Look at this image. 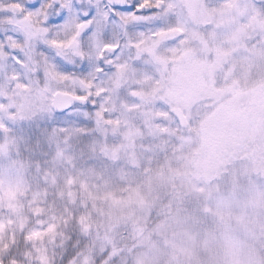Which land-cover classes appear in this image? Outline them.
<instances>
[{"label": "snow or ice", "instance_id": "1", "mask_svg": "<svg viewBox=\"0 0 264 264\" xmlns=\"http://www.w3.org/2000/svg\"><path fill=\"white\" fill-rule=\"evenodd\" d=\"M257 46L264 0H0V264H130L103 206L179 127L177 61Z\"/></svg>", "mask_w": 264, "mask_h": 264}, {"label": "rangeland", "instance_id": "2", "mask_svg": "<svg viewBox=\"0 0 264 264\" xmlns=\"http://www.w3.org/2000/svg\"><path fill=\"white\" fill-rule=\"evenodd\" d=\"M248 51L247 56L234 58L231 49L225 50L222 60L208 61L205 68L204 62L195 67L183 63V80L187 84L181 86L190 90L188 98L187 95L179 97L185 126L179 122L177 127L169 119L166 137L158 143L163 153L160 159L139 182L118 190L115 201L109 202L111 207L103 206L105 216L101 219L105 226L109 223V214L112 224L129 225L130 230L121 240L128 252L131 247L126 245L135 235L132 225H144L170 189H175L177 196L188 195L190 199V204L185 203L155 222L148 232L151 233L148 244L138 246L135 253L130 250V264H264V178L254 174L253 166L247 163L235 165L224 182L205 185L188 175L189 158L198 146L201 125L208 118V134L217 132L213 129V119L218 110L225 111L223 105L213 106L209 101L223 98L225 83L213 86L210 82L233 73L235 87L231 92L235 96L239 95L238 87L252 88L264 82V51L258 46ZM204 70L210 96L207 112L202 103L204 87L197 83V75H203ZM180 94L183 95L177 92L174 97ZM230 98L238 100L234 96ZM260 111L261 106L257 113ZM158 211L162 214L167 210Z\"/></svg>", "mask_w": 264, "mask_h": 264}, {"label": "trees", "instance_id": "3", "mask_svg": "<svg viewBox=\"0 0 264 264\" xmlns=\"http://www.w3.org/2000/svg\"><path fill=\"white\" fill-rule=\"evenodd\" d=\"M208 61L211 62L212 60L202 61L204 62V68L208 64ZM178 64H181V66ZM184 68L183 63L177 61V77L173 89V100L178 106H180L181 101L179 97L187 95L188 98L190 92L189 89L181 86L187 84L183 80L185 74ZM205 72L204 70L203 75L197 73L199 79L197 77L196 79L197 83L204 87L203 94L205 100L202 103L203 108L207 112L210 105L208 104L210 96H208V88H206V86L208 87V76ZM203 79L204 82L202 83ZM234 82L235 76L233 73L224 78L215 77L210 82V85L213 86H220L222 83H225L222 87L223 98H218L217 101L209 100L213 106L217 103V105H223L225 111L218 110L215 115L216 117L213 119V129L217 132L211 135L208 134V130L210 129L208 127V118L200 127L202 131L200 132L198 146L191 154L188 162V175L191 180L203 182L205 185L215 181L224 182L235 165L245 163L253 166L252 170L254 174L264 178V82L252 88L238 87V96L233 95V92H231L234 90L233 87H235L233 86ZM177 92H181L183 95L180 94L178 97H174ZM240 95L243 98L240 97L238 99ZM232 96L238 100L231 99L230 97ZM225 98L228 100L225 101ZM260 106L262 113L261 111L257 113ZM235 120L237 121L236 124ZM185 203H191L188 195L181 194L180 197L177 196L175 189H170L167 197L158 204L157 208L153 211V215L144 225H136L134 223L135 235L130 239L126 248L131 247L130 250L135 253L138 246L143 247L147 245L151 237L148 236L151 235L148 232L155 222L164 219L168 214L176 212ZM193 206L192 209H194ZM161 208L167 211L161 214L158 211Z\"/></svg>", "mask_w": 264, "mask_h": 264}, {"label": "water", "instance_id": "4", "mask_svg": "<svg viewBox=\"0 0 264 264\" xmlns=\"http://www.w3.org/2000/svg\"><path fill=\"white\" fill-rule=\"evenodd\" d=\"M180 124H181V126H185V124H186L184 114L182 115V119L180 120Z\"/></svg>", "mask_w": 264, "mask_h": 264}]
</instances>
